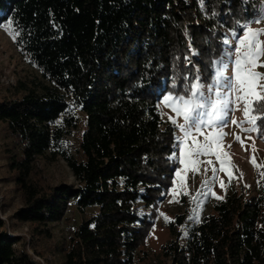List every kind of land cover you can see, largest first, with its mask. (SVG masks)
Masks as SVG:
<instances>
[{
	"label": "trees",
	"instance_id": "trees-1",
	"mask_svg": "<svg viewBox=\"0 0 264 264\" xmlns=\"http://www.w3.org/2000/svg\"><path fill=\"white\" fill-rule=\"evenodd\" d=\"M261 7V0H0V20L13 21L22 54L51 82L19 80L12 96L0 97L20 197L10 218L29 227L33 250L0 217V264H51L42 241L53 240L50 224L72 206L95 212L73 230L64 264L146 262L177 168L176 127L160 102L196 76L211 83L224 39ZM77 110L85 122L72 155L63 145L80 126ZM257 127L264 136V120ZM59 154L76 183L42 175L40 157ZM261 171L255 194L232 190L207 213L197 205L192 222L186 213L170 220L173 237L162 249L171 264H264Z\"/></svg>",
	"mask_w": 264,
	"mask_h": 264
},
{
	"label": "rangeland",
	"instance_id": "rangeland-1",
	"mask_svg": "<svg viewBox=\"0 0 264 264\" xmlns=\"http://www.w3.org/2000/svg\"><path fill=\"white\" fill-rule=\"evenodd\" d=\"M264 7V5H262ZM253 28H264V23H253ZM14 28V27H13ZM242 31V30H241ZM240 32L236 33L239 34ZM229 44L226 48L231 51L236 41L233 39V33L228 34ZM264 40V36L261 37ZM264 59V58H262ZM216 65L214 67L215 71ZM259 72L264 73V67L257 69ZM231 75V71L227 73ZM19 80L26 81L30 86H34L33 80L40 85L51 83L45 77L42 70L32 63L27 56L22 54L16 38L13 39L11 33L4 28L0 27V97L12 96L15 93V87ZM202 83L210 84L201 79ZM162 98L160 106L162 113L166 119L171 116L182 123V118L177 117L170 108L163 103ZM243 105L241 104V108ZM81 119L80 126L72 129L70 134L66 135L63 148L72 155L78 154L80 138L84 129L85 118L81 110H77ZM229 119L243 120L244 115L240 110H233L228 114ZM170 120V119H169ZM176 127V125H175ZM245 127L250 125L245 124ZM227 135L223 138V146L215 145L214 151L220 155V160L224 161L223 165L216 160L214 155L200 157L201 160H212L211 165L204 163L195 165L192 160H188L186 164H180L178 149L175 153L174 160L176 161V171H180V176L174 174V184L169 190L166 199L160 204L158 209L156 225L151 232L146 246L148 258L146 262L139 264H171V260L163 254V245L172 239L173 235L170 227V220L174 219L177 213H186L187 223L192 222L198 208L203 213H207L213 202L217 199L223 198L228 192L238 190L246 196L256 193L257 186V172L261 168H257L251 163L253 155L256 158L257 164L264 165V136H260L257 132H241V129L235 125L229 124L223 129ZM177 136L182 135L176 127ZM235 134H240L241 138L251 136V140H245L242 146L236 139ZM216 133L213 132L211 139H215ZM203 139V137H201ZM11 138L7 132L6 126L0 121V217L5 219L7 230L14 234L24 235L28 241L27 248L33 253L30 247V233L27 225L15 224L10 216L14 213L16 208L20 205L19 192L12 179L11 172L7 164L5 147L10 142ZM255 144V152L252 150V144ZM231 145V148H227ZM225 151L231 153V163L236 166L233 169L228 163V156ZM48 155L51 152L48 151ZM42 169V175L46 181L58 183L61 181L76 183V178L63 154H59L56 159L50 157H40L39 162ZM198 167L199 171L192 169ZM223 167V171H221ZM216 168L217 171L213 172L212 169ZM175 171V172H176ZM229 173L234 174L235 177L229 182ZM240 173H243L242 177ZM223 183V187L221 184ZM198 192L207 193V196H201L197 202H194L192 197ZM187 193V194H186ZM214 193L215 195H213ZM219 197V198H218ZM95 212V208H90L86 212H82L76 206H72L66 218L57 223H51L50 228L54 234L53 240L42 241L45 245V251L51 261V264H64V249L68 247L70 236L76 226L85 218ZM165 216L169 219L166 220ZM181 231L183 227H180ZM37 259H41L36 256ZM43 264H47L46 260L42 259Z\"/></svg>",
	"mask_w": 264,
	"mask_h": 264
},
{
	"label": "snow or ice",
	"instance_id": "snow-or-ice-1",
	"mask_svg": "<svg viewBox=\"0 0 264 264\" xmlns=\"http://www.w3.org/2000/svg\"><path fill=\"white\" fill-rule=\"evenodd\" d=\"M203 2L204 0H200L201 5ZM261 3L264 5V0H261ZM0 15H3L2 10ZM212 15L214 16L215 12ZM252 17L242 26L239 34L233 33L235 47L231 51L225 49L221 58L215 61L216 68L210 84L202 83L201 78L196 76L195 83L185 84L182 92H169L163 99V103L183 121L180 123L177 119L169 117L182 133L176 137L177 143L174 145L180 154V164L192 160L195 165H211L212 160L203 161L200 157L214 155L223 165L224 161L220 160V155L213 149L215 145L223 146V138L227 135L223 129L229 124L240 128L241 132L259 131L257 121L264 120V73L257 69L264 67V40L261 39L264 36V28H253L251 25L264 23V7L256 9ZM0 27L11 33L13 39L19 35L13 28L11 19L0 20ZM223 43L228 45V39L225 38ZM229 71L231 75L227 74ZM233 110L242 111L244 119H229L228 114ZM245 124L250 127H245ZM213 132L216 133L215 139L210 138ZM235 139L243 146L245 140H251L252 137L242 139L240 134H235ZM227 148L230 149L231 145H227ZM252 150L255 152L254 142ZM225 155L228 156L230 166L235 169L236 166L231 163V153L225 151ZM251 163L257 168L262 167L257 164L254 155ZM192 170L198 172L199 168ZM220 170L223 171V167ZM212 171L216 172L217 169L213 168ZM180 174L179 170L175 172L177 177ZM260 174L264 177V171ZM242 175L243 173H240L241 177ZM229 177V182L237 178L232 173H229ZM201 196L206 197L207 193L198 192L192 199L197 202ZM193 211L195 212V209ZM165 219L169 218L165 216Z\"/></svg>",
	"mask_w": 264,
	"mask_h": 264
},
{
	"label": "built area",
	"instance_id": "built-area-1",
	"mask_svg": "<svg viewBox=\"0 0 264 264\" xmlns=\"http://www.w3.org/2000/svg\"><path fill=\"white\" fill-rule=\"evenodd\" d=\"M2 219H3V216H2ZM3 220H5V219H3Z\"/></svg>",
	"mask_w": 264,
	"mask_h": 264
}]
</instances>
